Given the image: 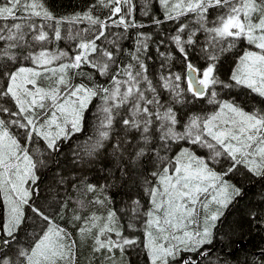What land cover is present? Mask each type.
<instances>
[{
	"label": "snow or ice",
	"instance_id": "obj_1",
	"mask_svg": "<svg viewBox=\"0 0 264 264\" xmlns=\"http://www.w3.org/2000/svg\"><path fill=\"white\" fill-rule=\"evenodd\" d=\"M102 2L109 8L107 17L94 16L93 6L83 14L77 13L71 18L57 19L44 7L42 0H0V21H12L11 24L0 23V41L10 42L9 48L18 47L19 43L25 42L29 32L33 33L31 39L34 41L50 42L49 32L44 30L48 27L52 30L53 38L58 41L63 38L61 24L85 20L88 22L87 28L71 37L77 39L78 43L75 54L70 57V63H60L56 68L50 69L48 65L67 57L68 53L48 50L30 53L26 58L32 60L36 67H19L6 73V87L0 89V97L11 98L16 106V111H12L11 108L0 105V114L11 117L8 120L0 119V195L7 205V219L3 230L7 236L14 238V232L25 218L23 210L25 205H28L41 220L49 222L47 230L34 246L19 251L18 258L23 257L27 264H57L58 260L75 264V241L70 239L69 233L63 228L52 225L49 216L39 207L29 203L33 189L25 185L29 181L35 185L38 179L35 169L37 164H42L43 161L38 159L34 161L28 149L21 148L19 141L10 134V125L24 129L28 141H32L34 137L42 138L46 141L47 150L56 152L59 150L57 142L61 138L67 139L71 133L81 130L83 112L93 97L102 94L101 130L89 154L103 146L102 141L108 138V129L113 123V114L119 115V109L123 106L127 114V118H122L123 125L141 131L145 142L148 141L149 130L155 123L161 133L159 137L161 141L190 139L192 144H199L210 150L209 160L227 156L232 165L223 174L212 170L208 161L193 156L187 149L182 150L171 170L163 167L162 171L152 173L153 177L158 178V184L148 189L152 208L146 213L148 217L146 248L151 264H170V259L174 260L181 251H198L202 246L213 242L212 230L219 219V211L205 215L202 230L191 232L187 229L190 224L197 223L198 202L207 210L212 202L226 206L232 196L240 194L238 188L223 179L234 171L237 165L244 164L255 175L264 176V111L247 112L234 102L222 101L218 104V111L204 118L194 116L184 126L183 132L177 131L176 125L179 121L176 114L171 107L161 104L160 93L148 78L147 65L139 55L142 50L147 49L145 42L147 38L143 34H138L136 51L131 54L135 63L125 65L116 64V54L119 52L117 39L107 40L111 27H120L125 31L129 28L143 27L136 23L133 16L135 10L133 0ZM159 3L164 7L165 17L169 20L195 13L201 26L210 36L208 44L213 50L204 49L209 63L202 71L189 61L185 41L179 34L187 26L182 25L177 35L172 37L186 63L187 75L184 79L187 92L194 97L208 95L209 86L220 83L215 76L218 59L214 54L215 46L227 38L243 36L259 51L244 52L232 73L231 80L264 97V0H159ZM211 8L225 11L213 22L214 26L208 28L206 24ZM144 14L147 15V11ZM33 18L51 23L37 24ZM154 23L159 24L161 21L155 20ZM195 34L192 32L189 35L187 44L194 43L192 37ZM101 40L107 41L113 47L98 44L97 41ZM8 58L14 60L15 55H8ZM82 65L96 70L101 76L108 75L111 71L110 86L72 85L68 70L79 69ZM41 70L44 73L51 72L57 77L48 89L38 85L37 78L42 75ZM181 79V75L169 72L160 76L159 86L175 92L179 98L184 91L180 88ZM216 95L215 91L211 92L213 100H210V103L214 102ZM69 123L71 128L66 130ZM143 155V148L134 153L136 158ZM185 157L189 162H185ZM88 190L93 191L94 186L89 185ZM209 194L210 200L207 199ZM202 196L207 202L201 200ZM114 216L115 213L109 212L108 223L98 228L94 252L106 250L111 253L113 249L123 251L125 246L136 243L112 227ZM98 219L95 215L91 217L93 222ZM92 227L97 225L93 223ZM129 227L133 225L130 224ZM114 231L117 240L108 235ZM86 232H91V227L80 229L81 235ZM8 243V240L4 241L5 245ZM199 254L204 256L208 253L201 250ZM0 264L13 262L10 259H0ZM183 264L195 262L189 257L183 260Z\"/></svg>",
	"mask_w": 264,
	"mask_h": 264
},
{
	"label": "rangeland",
	"instance_id": "obj_2",
	"mask_svg": "<svg viewBox=\"0 0 264 264\" xmlns=\"http://www.w3.org/2000/svg\"><path fill=\"white\" fill-rule=\"evenodd\" d=\"M62 1L63 10L60 11L59 7H61ZM42 3L57 19L71 18L77 13L83 14L93 6L94 16L104 18L109 15V8L103 5L102 0H42ZM133 3L135 4L133 12L135 21L138 25H143V27L129 28L127 31L120 27H111L107 40L117 39L119 52L116 54V64L125 65L130 62L135 63L131 54L136 51L138 34H143L147 38L145 41L147 49L142 50L139 55L147 65L148 78L152 80L153 84L157 87V91L160 93L161 104L174 110L179 121L176 125L177 131L183 132L184 126L194 116L204 118L212 115L218 111V104L222 101L234 102L247 112L264 111V97H261L247 86L238 85L235 81L231 80L232 73L237 68L244 52L259 51L255 45L248 42L246 37L227 38L215 46L214 54L218 58L215 76L220 83L209 86L208 95L194 97L186 91L187 86L184 79L187 75L186 63L172 37L177 35L178 29L182 25L187 26L179 34L182 40L185 41V49L188 53L189 61L202 71L209 63L204 49L213 50L209 48V34L201 26L195 13H188L187 15L180 16L178 19L169 20L165 19V10L159 3V0H133ZM145 11H147V15L144 14ZM224 11V9L220 8L209 9L206 27H213V22L218 16L223 15ZM33 19L37 24L42 22L46 24L51 23V21L44 22L40 18ZM255 19L256 17L254 16L253 20L255 21ZM155 20H159L161 23L156 24L154 23ZM0 23L11 24L12 21H0ZM60 27L63 38L58 41L53 38L52 30L48 27H45L44 30L49 32L50 42L32 40L31 36L33 33L31 32L25 37V42L19 43V46L15 48H9L8 43L10 42L8 41H0V89L6 87V73L15 71L19 67H36L32 60L26 58L30 53H38L41 50L68 53L67 57H62L55 65L50 66V69L56 68L60 63H70V57L75 54L76 44L78 43L77 39L71 37L87 28L88 22L86 20L76 23L65 22ZM192 32L196 33L192 37L194 43L187 44L186 41ZM84 35L89 34L84 33ZM97 43L104 44L108 48L113 47V45L108 44L105 40L97 41ZM5 53L8 55L14 54L15 59H9ZM160 53H164L165 55L161 56ZM162 64L164 65L163 68L161 67ZM113 68H115V65H113ZM41 71L42 75L37 78L38 85L41 88L48 89L53 85L57 77L53 76L51 72L44 73L43 70ZM169 72L179 74L182 77L179 84L180 88L184 89V91L179 98H177L175 92L159 86L160 76L167 75ZM111 75L112 72L110 71L108 75L101 76L96 70L87 65H82L79 69L68 70V77L72 85L84 84L87 87H109ZM212 91H215L217 95L214 98V102L210 103L209 101L213 100L211 97ZM101 95L93 97L83 112L81 130L71 133L67 139L61 138L57 142L59 150L56 152L47 150L46 141L42 138L34 137L32 141H28L24 129L9 126L10 134L19 141L21 148H27L34 161L37 159L43 161L42 164L38 163L35 169V175L38 177L35 185H32L31 181L25 185V187L33 189L29 203L45 212L49 216L52 225L63 228L69 233L70 239L75 241V264H135L138 260L134 261V253H137V255L141 254L143 257V260H140L139 264H151V259L146 248V221L148 219L146 213L152 208L148 189L158 184V178L153 177L152 173L162 171L163 167H168L171 170L176 158L184 149H187L193 156L208 161L209 167L219 174L225 173L232 165V161L227 156L219 157L216 160H209L211 156L210 150L199 144H192L190 139L176 140L172 145L170 143L171 140H169L167 147H164V150H162L157 143L151 140L155 137L151 129L149 130L150 139L145 142L141 131L126 128L123 125L122 118H127L126 109L123 106L119 109V115L113 114V123L111 128L108 129V138L102 141L103 146L89 154V150L99 138L98 132L101 130L100 121L103 119L101 111L103 101ZM0 105L7 106L12 111H16V106L9 97H0ZM0 119L8 120L11 117H8L6 114H0ZM68 120H71V116L68 117ZM70 128L71 125L69 123L66 126V130ZM53 130L55 129L53 128ZM121 133L124 136L114 142L115 136ZM109 146L111 147L109 148ZM140 148L144 149V154L156 156V160L151 157L145 169L138 167L139 170L136 173H139L140 178L143 177V184L136 185L137 182L134 181L128 184L130 189H125L127 184L125 185L124 182L127 179L126 172L130 154H134ZM98 154L106 156L107 162L106 160L99 159L98 164L100 165L98 166V170H95L91 162L93 157L95 158ZM85 162L89 169L85 166ZM185 162H189L187 157H185ZM106 167L108 168L107 170H105ZM79 170L82 172H75ZM116 170H119L121 174L113 181L112 176ZM55 171L59 173V177L54 174ZM68 175L69 177H67ZM247 176L251 180L261 177L249 171V168L244 164L237 165L234 171L223 177L228 184L240 190V194L232 196L226 206L230 205L234 200L237 201L242 196L239 204H246L248 202V211L256 212L257 214L263 208L264 203L262 200L264 201V199L261 198V202L255 200L253 193L257 190L258 186L264 185V181L256 183L251 181L253 185L245 189L243 193L242 186L245 187L247 184L243 183ZM51 179H54L56 182L51 188L54 191L55 198L45 199L43 188L48 187ZM89 185L94 186L93 191L88 190ZM38 186L41 189L40 197L35 193ZM76 187H78V190H75ZM134 192L139 197H136ZM245 193H248V195ZM207 199L210 200V194ZM76 200L83 201L81 209L76 207ZM201 200H205V197L202 196ZM97 201H102V203H97ZM136 201L139 203H134ZM205 202L207 201L205 200ZM226 206L212 202L209 204V208L205 210L201 207L200 202H198L196 205L198 213L196 215L197 223L190 224L187 230L191 232L202 230L205 215L219 211L221 216ZM23 210L25 218L14 232V238L7 236L3 230L7 219V205L3 196L0 195V259H10L13 264H27V261L23 257L18 258L19 251L21 249L27 250L34 246V243L49 226V222L43 221L36 216L28 205H25ZM109 212L115 213L112 227L116 231L122 232L124 237L135 240L136 243L125 246L123 251L113 249L111 253L106 250L94 252L95 236L98 228L108 223ZM243 213L244 210L241 211V215ZM93 215L99 219L93 222L91 220ZM76 217H80V219H76ZM59 223H63L64 227ZM93 223L97 227H92ZM130 224L133 227L130 228ZM82 227H91V232L81 235L80 229ZM215 228L212 230L213 242L210 245H204L198 251H181L174 260L170 259V264H183V260L189 257H191L195 264H264V255H257L255 253L258 249L264 248V243L260 242L252 244L251 247V258L256 259L254 263L242 254L231 257L219 256L216 252L217 244L222 243L214 240ZM108 235L113 240L118 239L115 231L108 233ZM239 236L233 241L231 249L228 251L238 254L234 251L236 250L234 247H236L237 239L242 240L243 245H245L246 237L243 235ZM5 240L9 241L7 245L4 244ZM201 250L207 251L208 254L201 256L199 254ZM57 264H67V261L58 260Z\"/></svg>",
	"mask_w": 264,
	"mask_h": 264
},
{
	"label": "trees",
	"instance_id": "obj_3",
	"mask_svg": "<svg viewBox=\"0 0 264 264\" xmlns=\"http://www.w3.org/2000/svg\"><path fill=\"white\" fill-rule=\"evenodd\" d=\"M60 11L63 10V1L61 3V7ZM58 61H54L51 65H48V67L53 66L57 63ZM221 71V69H220ZM187 86V84H186ZM151 131L155 134V137H153L151 140H153L155 143H157L160 148L162 150H164V147H167V143L168 141H161L160 140V132L157 130L158 129V125H156L155 123L153 124V126L150 128ZM124 134L121 133L119 135H116L114 138V142H116L117 139L123 137ZM148 139H150V135L148 136ZM176 141V140H171V145L172 143ZM111 146H109L110 148ZM157 147V146H155ZM99 153V152H97ZM69 155V154H68ZM153 157L154 160H156V156L154 155H148V154H144L143 156L136 158L134 156V154H130V158H129V163H128V168H127V172H126V176L127 179L125 180L124 184L125 189H130L128 184L131 182H137V184H143L144 179L143 177H139V173H136L139 168L145 169V166H147V162L148 160ZM72 158V157H71ZM99 159L101 160H106L107 162V158L106 156H104L103 154H98L95 158L93 157V160L91 162L92 167L95 170H98V166L100 164H98ZM82 160V159H81ZM85 166L89 169L87 163L85 162ZM126 167V164H125ZM139 167V168H138ZM108 168L106 167L105 170H107ZM110 171V170H109ZM75 172H82V171H75ZM54 174H56L59 177V173L58 172H54ZM121 174V172H119V170H116V172H114L112 178L113 181L116 179V177ZM61 176V174H60ZM69 177V175L67 176ZM150 177V176H149ZM62 181H63V176H62ZM254 182H263L264 181V176H261L260 178H256V180H251L250 177L247 176V178H245L243 183H247L245 185V187L242 186L243 189V193L245 191V189H247L248 187H251L253 185ZM54 184H56V182L54 181V179H51L48 183V187L47 188H43V194L46 197L45 199H54L55 198V194L53 189H51ZM75 190H78V187H76ZM132 192V191H131ZM35 193L39 195V197L41 196V189L40 187H36ZM136 197H139L135 192H134ZM246 195H248V193H245ZM53 195V197H52ZM243 195V194H242ZM251 195V193H250ZM253 195L255 196V200L261 202V198L264 199V185H261L260 187H257V190L253 193ZM242 197V196H241ZM241 197H239L236 200H234L230 205H227L221 216L219 217L218 220V224L215 228L214 231V240L219 241L222 244H217V254L223 255L222 257H231L234 255H239L242 254L243 256H245V258H248L252 261V263H254L256 261V259H252V244L256 243V242H260V243H264V204H263V208L262 210H260L259 213L256 214V212H252V211H248V202L246 204H239ZM77 204L76 207L81 209V207L83 206V201L82 200H76ZM262 202L264 203V201L262 200ZM244 210L243 215H241V211ZM60 225H62L64 227L63 223H59ZM263 231V232H262ZM239 235H243L246 237V242L245 245L241 246V245H237L236 247H234L235 252H237L238 254L234 253V252H230L228 251L229 249H231V246L233 244V241L237 238L240 237ZM254 238V239H253ZM239 246V247H238ZM255 246V245H253ZM238 247V248H237ZM231 253V254H230ZM215 255H217L216 253H213ZM259 255V254H257ZM134 261L136 262V260H138V262H136L135 264H139L140 260H143L142 255H137V253H134L133 256Z\"/></svg>",
	"mask_w": 264,
	"mask_h": 264
},
{
	"label": "water",
	"instance_id": "obj_4",
	"mask_svg": "<svg viewBox=\"0 0 264 264\" xmlns=\"http://www.w3.org/2000/svg\"><path fill=\"white\" fill-rule=\"evenodd\" d=\"M164 18V17H163ZM165 19H167L166 17H165ZM187 74V73H186ZM237 245H243V241L242 240H240V239H237L236 240V246ZM262 252H264V248H260V249H258L255 253L256 254H262Z\"/></svg>",
	"mask_w": 264,
	"mask_h": 264
}]
</instances>
